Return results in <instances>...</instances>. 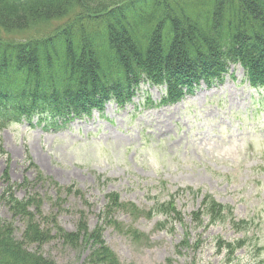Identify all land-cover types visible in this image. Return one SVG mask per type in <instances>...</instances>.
I'll return each instance as SVG.
<instances>
[{
	"label": "trees",
	"instance_id": "16d2710c",
	"mask_svg": "<svg viewBox=\"0 0 264 264\" xmlns=\"http://www.w3.org/2000/svg\"><path fill=\"white\" fill-rule=\"evenodd\" d=\"M47 23L48 33L30 34ZM232 63L244 65L253 85H264V0H0V129L34 116L61 127L74 116L103 110L110 98L124 105L144 78L167 82L172 95L182 92V83L212 85ZM7 177L5 170L0 211L6 207L11 218L0 214V264H58L42 251L56 238L75 251L88 243L90 264H122L104 241L102 225L92 230L82 215L76 230H66L56 213L42 209L43 197L20 200ZM107 199L101 220L111 224L114 211L126 205L117 192ZM126 208L140 212L134 205ZM153 209L164 217L160 227H184L177 246L181 254L186 248L184 264H214L198 256L204 215L239 224L228 206L209 196L192 225L174 202H157ZM16 220L24 223L20 238ZM223 243L217 242L219 250ZM226 250L233 254L235 244L228 242Z\"/></svg>",
	"mask_w": 264,
	"mask_h": 264
},
{
	"label": "rangeland",
	"instance_id": "374dc122",
	"mask_svg": "<svg viewBox=\"0 0 264 264\" xmlns=\"http://www.w3.org/2000/svg\"><path fill=\"white\" fill-rule=\"evenodd\" d=\"M65 19L54 21L52 28ZM39 27H44L37 33L40 36L50 31L48 23ZM233 71L235 75L224 83L212 88L202 85L195 95L173 106L147 107L141 93L126 107L109 103L104 114L94 111L90 118L74 120L59 131H45L26 122L15 124L1 132L11 159V176L21 181L27 167L31 175V159L61 183H75L86 191L88 208L76 195L67 200L66 211L45 206L47 213L59 215L66 230L76 228L79 215L74 210L80 208L87 211L93 228L105 203L104 194L112 190L118 191L122 200L143 209H149L157 198L167 199L168 191L179 192L178 206L189 222V213L198 207V200L192 195L183 197L181 189L203 186L219 201L231 204L238 218L253 223L237 258L224 259L213 243L215 237L229 241L242 237L241 231L230 224L209 227L198 256L217 264H264V91L251 92L243 81L242 68ZM149 92L152 100L160 98L157 87H150ZM259 100L263 101L261 106ZM139 102L142 109L134 106ZM254 104L252 116L249 109ZM7 159L0 157V172ZM17 195L22 197L23 192L18 190ZM0 214L11 218L6 207ZM117 218L143 232L134 238L106 228L104 239L123 263H185V248L184 254L175 251L176 243L183 238L181 226L170 233L156 228L159 216L131 217L121 211ZM14 224L20 238L24 223L16 220ZM89 248L87 243L81 251L70 250L56 238L44 244L42 251L58 264H90L86 260Z\"/></svg>",
	"mask_w": 264,
	"mask_h": 264
}]
</instances>
